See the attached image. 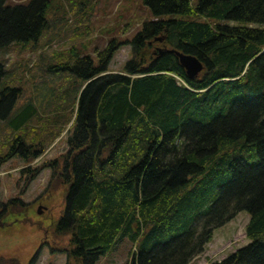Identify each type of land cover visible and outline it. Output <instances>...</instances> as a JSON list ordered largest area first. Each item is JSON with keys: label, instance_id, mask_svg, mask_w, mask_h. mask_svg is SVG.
I'll return each mask as SVG.
<instances>
[{"label": "trees", "instance_id": "16d2710c", "mask_svg": "<svg viewBox=\"0 0 264 264\" xmlns=\"http://www.w3.org/2000/svg\"><path fill=\"white\" fill-rule=\"evenodd\" d=\"M3 3L0 46L36 40L46 1ZM144 3L156 20L127 42L133 57L124 72L107 73L116 40L99 66L78 59L84 68L74 82L80 95L68 152L61 167L52 163L70 183L59 224L72 235L69 260L96 264L129 238L137 244L132 264H189L216 229L248 212L251 243L212 264H264V0ZM159 36L165 49L153 56ZM168 49L198 57L204 71L189 79ZM19 142L4 159L41 154ZM9 205L0 207L2 224Z\"/></svg>", "mask_w": 264, "mask_h": 264}, {"label": "rangeland", "instance_id": "374dc122", "mask_svg": "<svg viewBox=\"0 0 264 264\" xmlns=\"http://www.w3.org/2000/svg\"><path fill=\"white\" fill-rule=\"evenodd\" d=\"M29 1L6 0V4L16 7L20 6L17 2H23L22 6H31L33 2ZM42 10L49 27L39 39L0 46V102L3 91L12 89L6 95L4 115L0 116V207L10 203L3 225L0 221V264L68 261L71 233L59 230V224L66 214L70 183L52 163L61 162L68 152L67 141L80 89L74 82L71 84L75 78L70 70L51 73L50 66L60 67L71 59L68 63L79 78L77 71L83 70L84 63H75V54L70 51L96 59L95 51L103 50L109 40L125 42L136 35L144 20L154 19L144 0H49ZM159 43L153 42L148 53L156 56L154 52L162 47ZM131 57L132 47L121 46L113 57L110 72H123ZM28 104L33 105L35 112L21 124L15 116ZM14 119L18 128L10 124ZM20 140L27 146L34 145L32 150H39L40 156L27 160L20 152L4 159ZM248 217V213L242 212L216 230L205 260L191 264H207L209 259H222L244 247L249 242L245 232ZM136 245L125 239L97 264H132Z\"/></svg>", "mask_w": 264, "mask_h": 264}, {"label": "water", "instance_id": "95a60500", "mask_svg": "<svg viewBox=\"0 0 264 264\" xmlns=\"http://www.w3.org/2000/svg\"><path fill=\"white\" fill-rule=\"evenodd\" d=\"M173 52V51H171ZM178 56L181 65L186 69L190 79H194L203 70V65L196 57L181 52L174 51ZM41 212V211H39Z\"/></svg>", "mask_w": 264, "mask_h": 264}]
</instances>
